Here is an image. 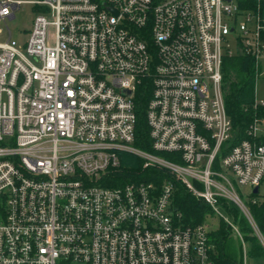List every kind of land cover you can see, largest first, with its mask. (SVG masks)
Here are the masks:
<instances>
[{"label": "built area", "instance_id": "1", "mask_svg": "<svg viewBox=\"0 0 264 264\" xmlns=\"http://www.w3.org/2000/svg\"><path fill=\"white\" fill-rule=\"evenodd\" d=\"M24 3L27 39L0 42V264H212L210 229L180 222L172 181L111 175L134 155L217 214L244 208L236 185L260 190L264 118L230 146L222 64L246 55L264 78V0H0V20ZM145 80L151 148L173 160L133 145Z\"/></svg>", "mask_w": 264, "mask_h": 264}, {"label": "trees", "instance_id": "2", "mask_svg": "<svg viewBox=\"0 0 264 264\" xmlns=\"http://www.w3.org/2000/svg\"><path fill=\"white\" fill-rule=\"evenodd\" d=\"M256 1H251L254 6ZM255 67L251 57L237 54L225 56L222 64L223 92L226 112L230 118L233 128V138L230 146H234L243 139H248L247 129L255 121L264 118V106H253L255 88ZM151 85L145 80L138 87L134 96V111L136 115L135 137L133 145L141 150L162 155L166 158L172 157L171 153L154 152L151 148L148 136V126L145 119V108L150 98ZM264 143V138L262 139ZM111 185H122L127 181L153 182L160 186L164 180H170V176L154 167H144L139 158H135L125 164L121 163L119 168L112 173ZM174 184L172 203L181 213L180 222L183 225H194L202 222L204 215L210 212V208L201 200H197L185 191L184 187ZM251 193L250 199H257L255 202H247L248 209L254 221L264 236V196ZM261 197V198H260ZM222 207L232 215L237 229L244 235L249 243L248 255L257 261H264V252L257 239L252 233L253 229L248 220L239 214L238 208L233 203L221 200ZM224 224L214 231L209 232L210 259L212 264H240V252L236 248L234 237L229 234Z\"/></svg>", "mask_w": 264, "mask_h": 264}, {"label": "rangeland", "instance_id": "3", "mask_svg": "<svg viewBox=\"0 0 264 264\" xmlns=\"http://www.w3.org/2000/svg\"><path fill=\"white\" fill-rule=\"evenodd\" d=\"M36 13H37L36 8H34L33 5L24 3V4L20 5V7L15 11L14 18L0 20V42L7 40L8 30L11 33L12 39H14L18 42H24L28 37V33H29L30 28H31L32 21H33L34 16L36 15ZM231 46L233 47V43H231ZM255 89H256V98L258 100H264V78L257 80ZM162 157H164V156H162ZM135 158H136V156H134V155L124 153L121 156V163L125 164L129 161L134 160ZM164 158H166V157H164ZM166 159L173 160L172 157H169ZM160 170H162V169H160ZM164 172H166V171H164ZM168 175H170V174H168ZM172 179L173 178L170 177V181H172ZM166 181L167 180H164L163 182H166ZM174 181L176 183H179L180 185H182L184 187L185 191L188 192L189 194H191L187 190V186L185 183L177 181V180H174ZM193 186L196 189H199L198 184L195 183V184H193ZM235 190H236L237 194L240 196V198L242 199V202L244 204V208L242 209L240 206L236 205L233 202H230V201L229 202L226 201V202L227 203H233L238 208V210L240 212L239 214L243 215L248 220V222L250 223V225L253 229L252 233L257 237V239H258V241L262 247V250L264 252V236L262 235L259 227L257 226L252 215L250 214L249 209H248V205H247V202H249V201L255 202V201H257V199H255V198L250 199L247 196L249 194V192L251 191V189L247 186L236 185ZM191 195L194 198H196L197 200L203 201L202 199H200V198L198 199L197 197H195L193 194H191ZM259 195L264 196V181L262 182V184L260 186V194ZM217 208H218L219 214H217L216 212H214L210 208V212L208 214L204 215L202 222H205L211 231L218 229L221 224H224L226 229H228V228L230 229L229 234H231L234 237L235 243H236V248H237V250H239V252L241 254L240 264H264V261H257L256 259H253L248 255L249 243L245 239L244 235L237 229V226L232 219V215L227 213L226 210H224V208L222 207L221 200L217 201ZM222 215H225L228 218V220H230L231 224H229V222L227 220H225Z\"/></svg>", "mask_w": 264, "mask_h": 264}, {"label": "water", "instance_id": "4", "mask_svg": "<svg viewBox=\"0 0 264 264\" xmlns=\"http://www.w3.org/2000/svg\"><path fill=\"white\" fill-rule=\"evenodd\" d=\"M125 93L127 94V95H129V91H125ZM257 191H258V187L256 186V187H254L253 188V193H257Z\"/></svg>", "mask_w": 264, "mask_h": 264}]
</instances>
